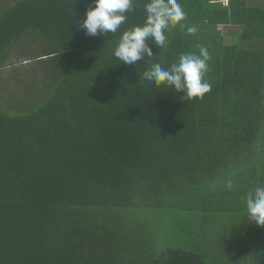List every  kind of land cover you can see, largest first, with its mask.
<instances>
[{"label":"trees","instance_id":"1","mask_svg":"<svg viewBox=\"0 0 264 264\" xmlns=\"http://www.w3.org/2000/svg\"><path fill=\"white\" fill-rule=\"evenodd\" d=\"M146 2L90 36L93 0H0V69L53 64L0 97V264H264L245 206L264 184V0H178L184 28L125 65L113 50ZM200 46L203 99L143 78Z\"/></svg>","mask_w":264,"mask_h":264},{"label":"clouds","instance_id":"2","mask_svg":"<svg viewBox=\"0 0 264 264\" xmlns=\"http://www.w3.org/2000/svg\"><path fill=\"white\" fill-rule=\"evenodd\" d=\"M93 5L86 10L85 18L77 23V27L90 36L115 34L134 10L135 0H93ZM144 11V23L124 30L113 50L114 56L125 65L145 62V56L151 60L154 55L148 41L163 49L167 46L166 34L170 29L177 26L184 28L186 13L178 0H147ZM186 31L194 34L197 29L187 27ZM211 59L209 50L200 46L198 54L181 53L178 60L167 67L162 62L152 63L144 71L143 78L157 87L164 86L183 93L182 97L187 99H203L211 90V84L206 80ZM228 187H231V183ZM245 206L248 222L254 221L257 226L264 227V184L246 193Z\"/></svg>","mask_w":264,"mask_h":264},{"label":"rangeland","instance_id":"3","mask_svg":"<svg viewBox=\"0 0 264 264\" xmlns=\"http://www.w3.org/2000/svg\"><path fill=\"white\" fill-rule=\"evenodd\" d=\"M224 4H226L224 2ZM221 32H226L228 30H233L238 28L237 26H229L224 25L221 26ZM45 49L44 46L40 48V46L36 45L34 48L35 53L43 52ZM47 58V57H46ZM19 59H16L13 53H10V58L8 59V63L11 61H17ZM35 59H30L23 61L21 64H13L9 66H5L0 69V97H2L3 93H9V94H21V91L19 90L17 86V79L18 77H21L22 79H29L32 74H35L36 79H41L44 75V69L42 68L41 63H43L46 66H49L51 68V63H49V60L45 59L44 61L37 62L34 61ZM44 84V82H42ZM45 85V84H44ZM43 89V88H42ZM8 94V95H9ZM146 212H141L139 217L145 218Z\"/></svg>","mask_w":264,"mask_h":264},{"label":"crops","instance_id":"4","mask_svg":"<svg viewBox=\"0 0 264 264\" xmlns=\"http://www.w3.org/2000/svg\"><path fill=\"white\" fill-rule=\"evenodd\" d=\"M225 3H227L226 0H225Z\"/></svg>","mask_w":264,"mask_h":264}]
</instances>
